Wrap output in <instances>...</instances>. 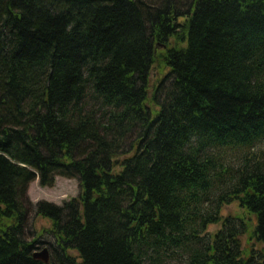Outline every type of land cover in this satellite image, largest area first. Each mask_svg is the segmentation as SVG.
Masks as SVG:
<instances>
[{
  "label": "trees",
  "instance_id": "trees-1",
  "mask_svg": "<svg viewBox=\"0 0 264 264\" xmlns=\"http://www.w3.org/2000/svg\"><path fill=\"white\" fill-rule=\"evenodd\" d=\"M182 5L0 0V264H45L58 177L49 264H264V0Z\"/></svg>",
  "mask_w": 264,
  "mask_h": 264
},
{
  "label": "rangeland",
  "instance_id": "rangeland-1",
  "mask_svg": "<svg viewBox=\"0 0 264 264\" xmlns=\"http://www.w3.org/2000/svg\"><path fill=\"white\" fill-rule=\"evenodd\" d=\"M191 1V0H189ZM188 0H176L177 4L180 5L181 3L184 5L186 2H189ZM182 5V6H183ZM187 8V6L183 7V9ZM184 19L181 18L178 23L183 22ZM158 45V44H157ZM176 46L177 48L185 47V45H180V42H173L170 40V42L166 45H159V47L156 48V54L159 56L161 55L164 50H168L169 48H172L173 46ZM159 64V63H158ZM166 69L161 70L160 67L154 66L151 73V80H150V86H151V95L153 94L155 88L158 85V82L162 75L164 74ZM260 145L258 148H256V152L261 153L264 155V141L259 143ZM81 192V188L79 185L78 179H67L63 177H58L56 179L55 185L53 187H42L38 181V179L31 183L28 190V197L33 204V209L30 211L28 216V229L26 234V239L33 240L34 238H37L40 235H43L40 240L42 241V244L40 245V248L36 252H42L45 248L48 249L49 255L51 253V244L54 243V238L50 235V233H44V230L51 228V221L49 219H46L40 215L37 214L36 210V204L38 202H48L53 203L57 205H63L65 202L77 198ZM247 212L243 211L239 208V204L237 202L232 203L230 205H227L224 207L222 211V215L224 217L228 215H239V214H246ZM252 217V229L256 226V218L254 216ZM220 229V225H212L210 226L209 230L210 232H216ZM242 243L245 248H248L253 245V241H249V234L247 233L242 237ZM259 249H264V245L258 244L257 246ZM72 254L78 256V254L73 251Z\"/></svg>",
  "mask_w": 264,
  "mask_h": 264
},
{
  "label": "water",
  "instance_id": "water-1",
  "mask_svg": "<svg viewBox=\"0 0 264 264\" xmlns=\"http://www.w3.org/2000/svg\"><path fill=\"white\" fill-rule=\"evenodd\" d=\"M34 258L42 261L45 264H49V251L48 249H44L42 252H35Z\"/></svg>",
  "mask_w": 264,
  "mask_h": 264
}]
</instances>
